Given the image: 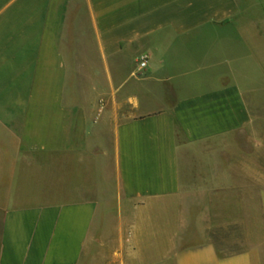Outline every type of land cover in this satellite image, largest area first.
<instances>
[{"label":"crops","instance_id":"crops-1","mask_svg":"<svg viewBox=\"0 0 264 264\" xmlns=\"http://www.w3.org/2000/svg\"><path fill=\"white\" fill-rule=\"evenodd\" d=\"M0 264H264V5L0 0Z\"/></svg>","mask_w":264,"mask_h":264},{"label":"rangeland","instance_id":"rangeland-1","mask_svg":"<svg viewBox=\"0 0 264 264\" xmlns=\"http://www.w3.org/2000/svg\"><path fill=\"white\" fill-rule=\"evenodd\" d=\"M249 4L264 5V0H245ZM216 239L220 248L225 252H234L243 248L241 232L238 229H228L216 233Z\"/></svg>","mask_w":264,"mask_h":264},{"label":"built area","instance_id":"built-area-1","mask_svg":"<svg viewBox=\"0 0 264 264\" xmlns=\"http://www.w3.org/2000/svg\"><path fill=\"white\" fill-rule=\"evenodd\" d=\"M146 64H147L146 58H142L140 61V67L143 69L146 67Z\"/></svg>","mask_w":264,"mask_h":264}]
</instances>
